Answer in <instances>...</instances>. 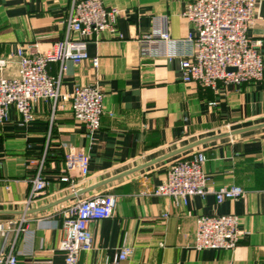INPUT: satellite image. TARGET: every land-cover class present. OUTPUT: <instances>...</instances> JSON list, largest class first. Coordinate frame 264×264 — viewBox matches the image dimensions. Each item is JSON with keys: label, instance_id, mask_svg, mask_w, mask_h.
Masks as SVG:
<instances>
[{"label": "crops", "instance_id": "obj_1", "mask_svg": "<svg viewBox=\"0 0 264 264\" xmlns=\"http://www.w3.org/2000/svg\"><path fill=\"white\" fill-rule=\"evenodd\" d=\"M103 1L121 11L116 31L88 39L90 58L70 64L56 110L51 101L40 100L35 119L23 124L12 105L0 124V222H18L26 213L34 231L17 241L18 264H65L59 249L63 211L79 198L102 193L116 195L114 214L91 222L93 248L81 252L78 264H264V77L214 91L185 82L179 59L141 53L140 39L162 17L175 39L195 31L183 15L193 0ZM71 5L72 0H0V57L9 60L3 76L17 74L20 47L37 44L46 51L64 37ZM254 14L249 33L263 39L264 58V0H256ZM59 69L58 63L48 66L52 75ZM89 84L104 92L101 127L93 136L71 106L75 87ZM79 150L89 155L90 172L73 192L58 177L65 154ZM198 150L207 157L209 186L239 185L246 194L223 202L214 193L193 195L180 205L155 195L174 161ZM44 155L50 185L26 211ZM228 213L239 216L240 244L196 248L197 217ZM3 241L0 234V250ZM124 245L133 248L132 256L115 261Z\"/></svg>", "mask_w": 264, "mask_h": 264}, {"label": "built area", "instance_id": "obj_2", "mask_svg": "<svg viewBox=\"0 0 264 264\" xmlns=\"http://www.w3.org/2000/svg\"><path fill=\"white\" fill-rule=\"evenodd\" d=\"M256 0H193L186 5L183 15L195 29L186 38L175 39L166 28L164 18L153 30L141 39V53L145 56H163L169 60L179 59L182 79L202 88L218 91L220 85L243 86L247 82L264 77V58L261 52L263 39H253L250 29L255 21ZM117 7H107L103 0H72L62 39L46 51L37 49V44L26 50L18 49L19 67L16 75L1 74L9 60L0 57V124L8 116L10 106H15L23 124L35 119L34 107L40 100L53 103L57 108L63 75L70 64L78 65L90 58L88 39L98 38L105 31H116ZM36 48L35 50L32 48ZM58 63L59 73L52 75L48 66ZM98 66L99 58H93ZM217 105L216 101L210 102ZM74 117L84 122L90 136L100 129L104 111V92L100 85H77L71 95ZM205 154L198 150L174 161L163 183L156 186L155 195L168 196L177 205L187 204L193 195L205 196L214 193L218 202L238 199L246 194L239 185L214 189L208 185L204 170ZM45 155L39 162L32 179L26 200L31 203L46 193L50 180L44 170ZM90 172V157L84 150L68 152L63 159L59 181L68 183L77 192L79 182ZM117 197L102 193L79 198L63 211L64 237L59 249L65 253V264H78L81 252L93 248V233L90 224L113 216ZM239 216L236 213L200 215L196 219L195 247L198 249H234L241 242ZM34 231L24 213L18 222H0L3 245L0 264H18L16 245L19 237H28ZM134 250L124 245L115 261L130 258Z\"/></svg>", "mask_w": 264, "mask_h": 264}, {"label": "water", "instance_id": "obj_3", "mask_svg": "<svg viewBox=\"0 0 264 264\" xmlns=\"http://www.w3.org/2000/svg\"><path fill=\"white\" fill-rule=\"evenodd\" d=\"M235 132H233L232 134H234ZM198 144H200L199 142L198 143H195V144H192V145H190V146H187V147H185V148H182V149H180V150H178L177 152H175V153H179V152H182V151H184V150H186V149H189V148H192V147H194V146H196V145H198ZM131 172H133V171H131ZM130 173V172H129ZM127 174V173H126ZM122 175H125V174H122ZM121 175V176H122ZM118 177H120V176H117V177H114V178H111V179H109L108 180V182L109 181H112V180H114V179H116V178H118ZM80 193V192H79ZM79 193H76V194H79Z\"/></svg>", "mask_w": 264, "mask_h": 264}, {"label": "trees", "instance_id": "obj_4", "mask_svg": "<svg viewBox=\"0 0 264 264\" xmlns=\"http://www.w3.org/2000/svg\"><path fill=\"white\" fill-rule=\"evenodd\" d=\"M47 163V160L45 159V163H44V170H45V164Z\"/></svg>", "mask_w": 264, "mask_h": 264}]
</instances>
